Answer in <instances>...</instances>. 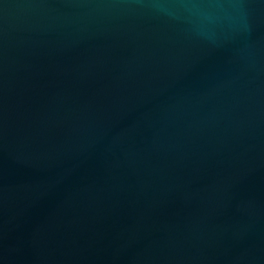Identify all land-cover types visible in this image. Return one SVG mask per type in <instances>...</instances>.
Masks as SVG:
<instances>
[{
  "label": "water",
  "instance_id": "obj_1",
  "mask_svg": "<svg viewBox=\"0 0 264 264\" xmlns=\"http://www.w3.org/2000/svg\"><path fill=\"white\" fill-rule=\"evenodd\" d=\"M0 264H264V0H0Z\"/></svg>",
  "mask_w": 264,
  "mask_h": 264
}]
</instances>
